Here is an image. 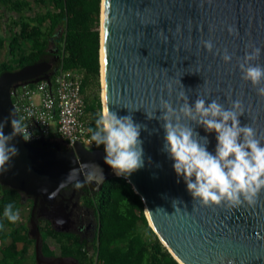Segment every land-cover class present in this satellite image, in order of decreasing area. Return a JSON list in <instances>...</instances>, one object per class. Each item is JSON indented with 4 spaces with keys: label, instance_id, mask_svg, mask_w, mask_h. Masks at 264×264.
<instances>
[{
    "label": "water",
    "instance_id": "water-1",
    "mask_svg": "<svg viewBox=\"0 0 264 264\" xmlns=\"http://www.w3.org/2000/svg\"><path fill=\"white\" fill-rule=\"evenodd\" d=\"M229 25L236 34H229ZM208 39L214 44L213 52L201 44ZM252 45L264 49V0H101L102 107L107 104L111 112L131 116L140 125L144 166L127 180L141 196L148 221L152 220L182 264H264V191L254 205L203 206L193 201L185 183H177L172 161L163 150L164 121L160 119L162 100L178 109L183 91L190 104L199 96L216 99L227 108L239 99L245 109L239 116L241 126L254 128L264 142V97L241 79L237 65ZM225 49L233 54L227 64L221 58ZM253 62L264 64V51ZM51 67L48 61H40L0 74V120L16 109L12 85L44 77ZM192 126L200 136H207L208 150L213 151L215 134ZM11 132L9 122L4 133ZM10 143L17 155L0 173V180L34 198L30 233L36 237L37 263L42 264L38 200L53 206L62 189L74 182L99 190L116 175L105 164L103 149L90 150L82 143L65 150L49 149L21 135Z\"/></svg>",
    "mask_w": 264,
    "mask_h": 264
},
{
    "label": "trees",
    "instance_id": "trees-1",
    "mask_svg": "<svg viewBox=\"0 0 264 264\" xmlns=\"http://www.w3.org/2000/svg\"><path fill=\"white\" fill-rule=\"evenodd\" d=\"M100 13L101 0H0V18L11 22H6L8 29L0 36V46L8 49V58L0 61V74L48 61L52 64L48 73L60 65L82 71L83 93L87 88L98 89ZM89 95H85L89 128L94 130L102 101L98 95L92 99ZM73 189L92 211L96 222L93 235L91 239L81 237L55 228L48 219L37 218L41 232L40 259L57 257L47 243V237H52L59 243L60 257H70L77 264H180L150 226L144 202L127 179L113 176L99 190H93L87 183L74 182L63 188L62 194ZM28 196L0 180V264H37L36 237L30 233L32 206L28 223L19 220L12 223L3 217L5 204L12 203L14 210H19ZM31 244L35 246L34 260L29 263L26 258Z\"/></svg>",
    "mask_w": 264,
    "mask_h": 264
},
{
    "label": "clouds",
    "instance_id": "clouds-1",
    "mask_svg": "<svg viewBox=\"0 0 264 264\" xmlns=\"http://www.w3.org/2000/svg\"><path fill=\"white\" fill-rule=\"evenodd\" d=\"M227 31L236 34L231 25ZM201 44L208 52H213L212 40H202ZM249 48L242 59L238 58L241 79L250 82L257 95L264 97V64L253 62L261 57L264 49L255 45ZM221 58L227 64L232 61L233 54L225 49ZM168 88L171 91L170 84ZM178 99L183 100L178 109L162 100L160 117L164 121L163 150L172 161L177 183L182 180L193 201H199L203 206L239 207L245 202L254 205L258 193L264 191V142L257 138L254 128L241 126L239 116L245 112L242 101L232 100L226 108L216 99L198 96L190 104L184 91L179 93ZM15 112L16 109H11L0 120V173L7 170L11 158L17 155L18 150L10 143L13 137L21 135L25 141L31 138L23 117L15 116ZM153 115L148 114L149 117ZM184 120L190 123H184ZM9 122L12 132L6 135L4 128ZM193 124L202 127L206 133L215 134L213 151L208 150L207 136L195 132ZM90 131L91 141L97 147L103 146L104 162L117 177L127 179L144 166L140 125L134 123L131 116H118L105 104L97 115L95 129ZM76 186L80 187L79 184ZM177 203L173 201L176 211H180ZM3 217L15 223L19 212L14 210L12 203H7Z\"/></svg>",
    "mask_w": 264,
    "mask_h": 264
},
{
    "label": "built area",
    "instance_id": "built-area-1",
    "mask_svg": "<svg viewBox=\"0 0 264 264\" xmlns=\"http://www.w3.org/2000/svg\"><path fill=\"white\" fill-rule=\"evenodd\" d=\"M82 75L76 69L57 67L44 77L16 82L10 94L17 117H23L27 142L56 149L82 143L90 150L98 147L90 139V117L82 91ZM55 126L56 132L52 131ZM51 149V148H49Z\"/></svg>",
    "mask_w": 264,
    "mask_h": 264
},
{
    "label": "flooded vegetation",
    "instance_id": "flooded-vegetation-1",
    "mask_svg": "<svg viewBox=\"0 0 264 264\" xmlns=\"http://www.w3.org/2000/svg\"><path fill=\"white\" fill-rule=\"evenodd\" d=\"M60 148L61 150H65L67 149V145L64 143L60 146ZM80 196L81 194L76 193L75 189L71 190L67 194L61 193L57 197L56 203L53 206H51L49 203H43L42 200L39 199L36 209V211H38V213H36V217L39 219V215H43V218L48 219L51 224L57 222L61 224V227L65 226V229L62 228L61 230L72 231L79 234L81 237L91 239L85 234V236H83L81 232H87L91 228V224L94 223V226L92 228L93 235V231L96 227L95 218L90 208L78 202L77 199ZM28 197L32 198L31 200L33 206L34 198L32 196ZM81 207H85L86 209H88V211H90V213L92 214L93 218L87 221V217L84 216L82 210H79V208ZM41 262L42 264H50L47 263V261L45 262L44 259H41Z\"/></svg>",
    "mask_w": 264,
    "mask_h": 264
},
{
    "label": "rangeland",
    "instance_id": "rangeland-1",
    "mask_svg": "<svg viewBox=\"0 0 264 264\" xmlns=\"http://www.w3.org/2000/svg\"><path fill=\"white\" fill-rule=\"evenodd\" d=\"M40 9H42V7H40ZM29 13V12H28ZM32 14H35L34 12H30ZM6 22H8V24H11V22H9V19L7 18H0V36L3 35L4 31H6L8 29V26H6ZM63 31V28H59V33L61 34ZM51 46L53 47L54 46V43L51 42L50 43ZM8 58V49L6 46H0V61L2 60H6ZM77 72H79L82 77H83V73L82 71H80L79 69H76ZM100 83H101V76H100ZM87 94H90V98H94L98 95V97L101 99L102 101V83H101V86L97 89V88H87V90L84 92V96L87 95ZM86 99V98H85ZM52 131L53 132H56V128L55 126L53 125L52 126ZM74 190V189H73ZM70 192V191H69ZM76 193H78V191H76ZM79 194V193H78ZM28 199V200H27ZM32 198H24V202H23V205L21 206V208L18 210L19 212V221H24L25 223H28V217H29V213H30V207L32 206ZM76 200V198H75ZM78 202H80L81 204L82 203V197H79L78 199ZM79 210H82V213L84 214L85 217H87V221L90 220L92 217V214L90 213V211H88V209H86L85 207H81L79 208ZM36 213H38V211H36ZM44 216L43 215H39V219H42ZM41 223H44V221H42ZM94 223L91 224V228L87 231V232H81V234L83 236H88L89 238H91L92 236V228H93V225ZM52 225L55 227V228H59V229H62L64 228L65 229V226L61 227V224L60 223H57V222H54L52 223ZM82 225V223H81ZM31 228V226H30ZM85 234V235H84ZM34 236V234H32ZM47 239H54L52 237H47ZM1 244V242H0ZM19 245H22L21 243ZM59 249H60V246H59ZM33 253H34V246H33V250L31 251L30 255V259L28 260V257L26 258V260L28 261H31L34 260L32 259L33 257ZM1 254V252H0Z\"/></svg>",
    "mask_w": 264,
    "mask_h": 264
},
{
    "label": "crops",
    "instance_id": "crops-1",
    "mask_svg": "<svg viewBox=\"0 0 264 264\" xmlns=\"http://www.w3.org/2000/svg\"><path fill=\"white\" fill-rule=\"evenodd\" d=\"M47 243L50 247V249L54 250L56 252V258L54 259H45L44 261L50 264H77L76 260H73L72 258H65V257H60L59 252V243L56 241V239H47ZM20 244V243H19ZM22 244V243H21ZM20 247H22V245H19ZM33 246L34 245H29L28 249H29V254H28V260L30 259L31 255V251L33 250ZM35 249V246H34ZM31 261H29L30 263ZM38 264V263H37Z\"/></svg>",
    "mask_w": 264,
    "mask_h": 264
},
{
    "label": "bare ground",
    "instance_id": "bare-ground-1",
    "mask_svg": "<svg viewBox=\"0 0 264 264\" xmlns=\"http://www.w3.org/2000/svg\"><path fill=\"white\" fill-rule=\"evenodd\" d=\"M103 3H104V0H103ZM103 5H104V4H102V6H103ZM102 12H103V8H102ZM102 19H103V14H102ZM102 25H103V24H102ZM101 31L103 32V26H102V28H101ZM101 55H102L101 60L103 61V51H102V50H101ZM102 68H103V67H102ZM101 76H102V81H103V69H102V74H101ZM103 98H104V93H103ZM149 224H150V226L153 228V230H154L156 233L159 232V231H157V229H155V227H154L153 222H152L151 219H149ZM158 235L161 237V239H162L164 245L168 247V244L166 243L165 239L162 237L161 233H158ZM178 261H179V259H178ZM179 262H180V261H179ZM180 264H182V263L180 262Z\"/></svg>",
    "mask_w": 264,
    "mask_h": 264
}]
</instances>
